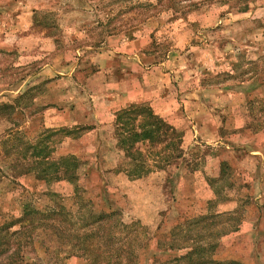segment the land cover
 I'll use <instances>...</instances> for the list:
<instances>
[{
  "label": "rangeland",
  "instance_id": "rangeland-1",
  "mask_svg": "<svg viewBox=\"0 0 264 264\" xmlns=\"http://www.w3.org/2000/svg\"><path fill=\"white\" fill-rule=\"evenodd\" d=\"M132 90L125 107L148 104L178 144L148 152L161 166L139 178L117 133L124 107L112 116L103 100ZM44 157H74L77 180L63 166L41 179ZM76 191L120 212L131 227L112 244L138 236L139 264L196 240L223 263L264 264V0H0V220L25 203L76 220ZM40 237L31 261L88 264Z\"/></svg>",
  "mask_w": 264,
  "mask_h": 264
},
{
  "label": "trees",
  "instance_id": "trees-1",
  "mask_svg": "<svg viewBox=\"0 0 264 264\" xmlns=\"http://www.w3.org/2000/svg\"><path fill=\"white\" fill-rule=\"evenodd\" d=\"M115 123L121 147L125 155L133 164L131 169H126L129 176L139 178L148 174L152 167L161 166L153 163L150 167L145 159L148 152H158L171 148L173 144L178 150V144L172 141V135L176 133V128L166 123L152 107L145 103H131L116 112ZM170 138V141H169ZM168 139V140H167ZM138 143L148 147H139ZM162 144L160 149L155 148L156 144ZM42 149V148H41ZM41 154V153H38ZM178 157V156H175ZM74 157H66L61 162H50L46 157L39 162L42 166L40 178L48 180V173L55 171L58 174L60 167L63 168V175L73 180L78 178V174L73 173L78 167V161H73ZM167 161H170L167 160ZM77 182V181H76ZM76 189L79 190V188ZM76 202L79 204L76 220L63 205L51 208H39L33 203H25L22 212L18 216L5 217L0 220V264H43L38 261H31L29 255L38 251L37 243H42L40 237L45 232L51 234L56 240L65 245L66 258L74 256L83 258L88 264H139V251L145 248L140 238L128 236L126 245L112 244L116 231L118 238L122 234H127L131 225L119 221L118 210L105 211L95 209L90 199L83 198L79 191H76ZM124 232V233H122ZM127 232V233H126ZM97 238L94 240V238ZM37 238H40L36 240ZM159 243V247H163ZM170 249L181 250L185 246L176 242L166 245ZM207 246V247H206ZM209 247V248H208ZM215 245L195 241L193 245L186 246V252L175 258L160 261L155 259L151 264H234L223 263L217 259H212L206 253ZM45 252H49L43 246ZM59 251L54 252L58 255ZM122 253V254H121ZM31 261V262H30ZM46 264V263H44Z\"/></svg>",
  "mask_w": 264,
  "mask_h": 264
},
{
  "label": "crops",
  "instance_id": "crops-1",
  "mask_svg": "<svg viewBox=\"0 0 264 264\" xmlns=\"http://www.w3.org/2000/svg\"><path fill=\"white\" fill-rule=\"evenodd\" d=\"M132 94H134V91L132 90V92L128 95V96H121V97H103L104 100V106L105 109H108L110 111H112V116L115 115V111L121 107H125L127 104H129L130 102H134V100H138L137 98H132ZM91 107V106H90ZM76 112H78V107H76ZM87 114V113H86ZM85 116V115H84ZM92 115L89 114V118ZM78 117V116H76ZM79 119H76V121H78ZM85 118L83 117L82 122H84ZM78 258V257H76ZM79 259V258H78ZM77 260V259H76Z\"/></svg>",
  "mask_w": 264,
  "mask_h": 264
}]
</instances>
